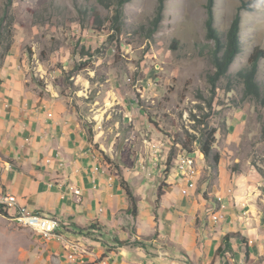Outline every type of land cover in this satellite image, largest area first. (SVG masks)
Returning <instances> with one entry per match:
<instances>
[{
	"label": "rangeland",
	"instance_id": "rangeland-1",
	"mask_svg": "<svg viewBox=\"0 0 264 264\" xmlns=\"http://www.w3.org/2000/svg\"><path fill=\"white\" fill-rule=\"evenodd\" d=\"M206 3L167 0L150 37L157 0L124 4L119 32L112 29V0H0V20L11 26V47L22 61L27 84L40 95L61 98L113 169L147 164V146L159 137L165 146V160L160 158L164 171L178 146L199 150L191 139L199 136L202 121L217 128L214 148L233 169L263 175L264 108L243 98L234 74L255 46L264 47V0H214V24L220 31L239 12L242 43L229 77L218 81L214 94L208 82L215 68L209 54L213 43L206 38ZM256 79L264 92V59ZM239 109L245 116L237 128ZM230 131L239 136L228 140ZM215 176L212 172L204 180L214 182ZM258 209L264 213V202H258ZM37 233L0 212V264H40L46 236Z\"/></svg>",
	"mask_w": 264,
	"mask_h": 264
},
{
	"label": "crops",
	"instance_id": "crops-1",
	"mask_svg": "<svg viewBox=\"0 0 264 264\" xmlns=\"http://www.w3.org/2000/svg\"><path fill=\"white\" fill-rule=\"evenodd\" d=\"M236 115L242 127L245 111ZM158 138L147 146V164L113 169L61 98L27 84L16 49L2 61L0 192L60 223L54 235L40 237V264H264V174L233 169L215 148L220 158L211 167L198 150L200 173L182 195L172 163L163 171ZM212 172L214 182L204 180ZM121 178L136 198L135 215Z\"/></svg>",
	"mask_w": 264,
	"mask_h": 264
},
{
	"label": "trees",
	"instance_id": "trees-1",
	"mask_svg": "<svg viewBox=\"0 0 264 264\" xmlns=\"http://www.w3.org/2000/svg\"><path fill=\"white\" fill-rule=\"evenodd\" d=\"M113 4L116 6V13L111 18L112 29L116 32L120 31V23L119 20V9L129 2L130 0H112ZM102 2V1H101ZM167 0H157V5L155 9L154 17L150 21L149 34L150 37L153 32L158 29L159 24L162 21L163 11L165 7V3ZM107 6V5H106ZM206 11L207 18L205 22L206 27V38L213 43V46L209 48V54L211 56V61L215 68L214 74L208 77V82L211 87V92L214 94L217 89V83L222 78L229 77V70L232 63L235 61L236 56L242 51V43L240 41V24L241 17L239 12L233 17L230 22L228 28L224 31H220L215 27L214 24V0H207L206 3ZM12 37L11 26L3 25V20H0V66L5 56L11 47L10 39ZM264 59V47L255 46L249 53L247 58V64L243 66L240 70H238L234 77L237 83L242 85V96L243 98H250L257 105L264 108V92L261 89L260 84L256 79V74L258 71V63L260 60ZM230 83L226 87L227 91H231L232 87H230ZM212 99L208 100V106L211 107ZM202 129L199 131V136H192V142H198L199 150L203 154L204 159L208 161L207 163L211 167H216L220 155L217 151L214 150L215 143V134L217 132L216 127H209L207 123L202 122ZM90 134V133H89ZM91 136V134H90ZM89 140L92 142V138ZM95 148L97 146L94 144ZM180 147L188 152H192L187 145L184 143ZM98 150V149H97ZM104 159V161L108 162L107 156L103 153V151L98 150ZM175 157L173 152L170 153L167 157L166 161V171L171 166V163ZM11 162V161H10ZM110 165V163H107ZM120 185L123 188L129 202H130V212L135 215L137 211L136 198L132 194L127 182L121 178ZM0 212H4V209L0 208ZM120 245L126 244V241L119 242Z\"/></svg>",
	"mask_w": 264,
	"mask_h": 264
},
{
	"label": "built area",
	"instance_id": "built-area-1",
	"mask_svg": "<svg viewBox=\"0 0 264 264\" xmlns=\"http://www.w3.org/2000/svg\"><path fill=\"white\" fill-rule=\"evenodd\" d=\"M174 157V167L180 175V178L184 182V187L181 189L182 195H188L192 190L193 181H197V174L200 173L198 164L194 155L192 153H181V147ZM181 167H188V176H181ZM75 195H79L80 191L75 190ZM218 201L221 200L220 197L217 198ZM0 208L8 214L14 217H19L21 221H32L37 222L39 226L49 227V232H57L60 227L59 221L55 217L46 216L39 214L37 212L29 211L25 206L18 203L17 197L10 193L5 192V197H0ZM213 220H217V215H212ZM69 262H77L79 260H69Z\"/></svg>",
	"mask_w": 264,
	"mask_h": 264
},
{
	"label": "bare ground",
	"instance_id": "bare-ground-1",
	"mask_svg": "<svg viewBox=\"0 0 264 264\" xmlns=\"http://www.w3.org/2000/svg\"><path fill=\"white\" fill-rule=\"evenodd\" d=\"M181 175L182 176H188V167H181ZM194 187H195V181H193L192 189ZM0 197H5V192H0ZM14 218H15V220H17L22 225L31 227L33 230H35L39 234H42L43 236L49 237V236L55 234V232H49V227L39 226V224L37 222H32V221H24L23 222V221H21V219L19 217H14Z\"/></svg>",
	"mask_w": 264,
	"mask_h": 264
}]
</instances>
